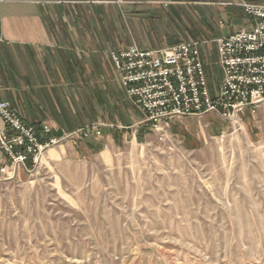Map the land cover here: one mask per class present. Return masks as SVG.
Returning <instances> with one entry per match:
<instances>
[{"label": "rangeland", "instance_id": "obj_1", "mask_svg": "<svg viewBox=\"0 0 264 264\" xmlns=\"http://www.w3.org/2000/svg\"><path fill=\"white\" fill-rule=\"evenodd\" d=\"M82 1L115 50L201 43L212 94L215 40L247 22L239 0ZM256 108L235 126L213 112L168 121L172 149L137 114L117 130L86 122L70 132L94 125L93 135L35 167L12 171L0 156V264H264V102Z\"/></svg>", "mask_w": 264, "mask_h": 264}, {"label": "crops", "instance_id": "obj_2", "mask_svg": "<svg viewBox=\"0 0 264 264\" xmlns=\"http://www.w3.org/2000/svg\"><path fill=\"white\" fill-rule=\"evenodd\" d=\"M143 1L148 0L124 2ZM82 3V0L0 3V100L7 101L27 125L48 126L51 137L60 138L86 122L93 124L99 116L111 130H117L138 124L137 114L141 115L124 97L118 83L110 61V52L115 49L109 36L101 34L103 20L84 19ZM166 41H170V46L179 44L172 39ZM135 44L139 46L136 42L129 45ZM152 45L157 46L152 42L143 49ZM201 58L207 77L209 68L202 50ZM131 112L136 114L133 116Z\"/></svg>", "mask_w": 264, "mask_h": 264}, {"label": "built area", "instance_id": "obj_3", "mask_svg": "<svg viewBox=\"0 0 264 264\" xmlns=\"http://www.w3.org/2000/svg\"><path fill=\"white\" fill-rule=\"evenodd\" d=\"M236 5L247 22L215 40L220 82L213 94L202 63L201 43L197 41L150 49L135 44L110 52L124 97L142 116L139 123L160 131L159 140L167 149H172L164 130L168 121L213 112L235 126L246 110L254 114L264 102V3L239 0ZM0 121V156L8 160L12 171L26 169L27 163L35 167L44 151L67 140L93 135L95 129L94 125L86 126L60 138L51 137L48 126H41L37 132L2 100ZM6 168L0 167V172Z\"/></svg>", "mask_w": 264, "mask_h": 264}, {"label": "trees", "instance_id": "obj_4", "mask_svg": "<svg viewBox=\"0 0 264 264\" xmlns=\"http://www.w3.org/2000/svg\"><path fill=\"white\" fill-rule=\"evenodd\" d=\"M45 1V0H44ZM174 1H176V2H178V1H180V0H174ZM185 1H193V0H185ZM194 1H199V0H194ZM246 1H248V2H252V0H246ZM35 128V130H37V132H40V127L39 126H37V127H34Z\"/></svg>", "mask_w": 264, "mask_h": 264}, {"label": "bare ground", "instance_id": "obj_5", "mask_svg": "<svg viewBox=\"0 0 264 264\" xmlns=\"http://www.w3.org/2000/svg\"><path fill=\"white\" fill-rule=\"evenodd\" d=\"M42 156H43V155H42ZM42 156H41V157H42ZM41 157H40V161H41ZM40 161H39V162H40ZM5 171H6V170H4V172H3V173H5Z\"/></svg>", "mask_w": 264, "mask_h": 264}]
</instances>
